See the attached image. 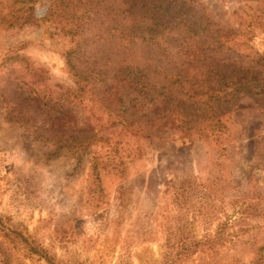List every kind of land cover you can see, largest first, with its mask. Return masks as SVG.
<instances>
[{"label": "rangeland", "instance_id": "rangeland-1", "mask_svg": "<svg viewBox=\"0 0 264 264\" xmlns=\"http://www.w3.org/2000/svg\"><path fill=\"white\" fill-rule=\"evenodd\" d=\"M196 1L225 30L264 50V0ZM48 3L35 6L37 17ZM0 7L11 18L20 3ZM51 32L42 22L0 24V64L21 56L47 72L51 92L79 96L75 126L91 110L105 118L65 67L70 40ZM215 109L219 138L151 132L141 154L96 175L87 158L106 147L77 157L63 140L11 120L0 95V264H264V105L244 94ZM175 179L196 185L178 202L168 185ZM216 234L214 250L194 246Z\"/></svg>", "mask_w": 264, "mask_h": 264}, {"label": "trees", "instance_id": "trees-1", "mask_svg": "<svg viewBox=\"0 0 264 264\" xmlns=\"http://www.w3.org/2000/svg\"><path fill=\"white\" fill-rule=\"evenodd\" d=\"M16 1L14 17L0 7V24L42 22L53 35L68 38L65 67L106 117L91 110L75 126L79 96L51 92L47 72L14 55L0 64V95L11 106L9 118L41 137L63 140L77 157L106 147L87 158L96 175L101 167H121L141 154V139L151 132L219 138L223 130L215 105L236 95L260 97L264 105V50L225 30L196 0H49L42 17L35 12L40 0ZM130 136L136 139L132 144L126 142ZM169 181L175 202L196 187ZM220 241L218 234L205 235L194 246L214 250Z\"/></svg>", "mask_w": 264, "mask_h": 264}]
</instances>
